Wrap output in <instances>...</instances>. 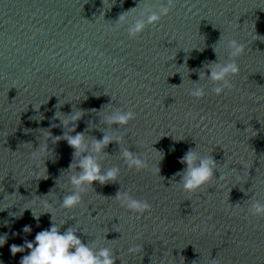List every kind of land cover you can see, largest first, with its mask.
I'll list each match as a JSON object with an SVG mask.
<instances>
[{"label":"clouds","instance_id":"1","mask_svg":"<svg viewBox=\"0 0 264 264\" xmlns=\"http://www.w3.org/2000/svg\"><path fill=\"white\" fill-rule=\"evenodd\" d=\"M104 3V0H103ZM176 7V0H160L159 3L153 4L151 0H142L140 4L131 9H139L136 15L131 18L128 17L127 12L119 15L118 20L115 21L112 31L127 26V35L129 39H136L141 36L149 27L157 26L162 18L168 16ZM257 39L264 41V37L258 36ZM256 39V40H257ZM223 44L227 50V60L221 61L218 53V47ZM216 53V61H207L204 63L203 71H195L199 75V81H191L192 87L188 90V94L196 99H201L207 95L206 85L201 81H207L206 84L211 85V92L215 95L225 93V90L234 88L233 78L239 76L240 65L238 59L245 53V44L239 42L234 38H227L221 34L219 40L212 45ZM203 51L204 49H199ZM186 65V61H185ZM189 71V70H188ZM210 71V75L206 73ZM183 80V79H182ZM109 103L108 105H110ZM62 106V105H60ZM104 106H102V109ZM92 112H97L96 109H91ZM101 111V110H100ZM86 111L72 107L69 114H63L60 111L55 113V119H59L60 125L52 124V127L63 128V134L59 136H51L48 131L47 137L43 139V143L38 148L33 149L30 153L31 158L36 161L37 169L41 161L44 163L46 175L43 179H47V168L45 161L50 159L47 154L50 150L47 147V140L52 139L53 143H58L61 140L74 149L73 160L68 169L64 172L68 173L65 182L68 194L64 195L62 199L58 198L59 208L66 212L72 211L81 207L84 204V197L89 189L95 191L93 183L98 182L101 186L119 182L121 168L119 166L104 167V162L109 156L106 149L112 143L119 145L120 158L129 170L137 172L149 169V162L142 154L130 151L129 148L122 147L125 143L124 136L118 133V129L126 128L130 122L136 120L137 113L131 109L125 110L123 108L111 107L110 110L103 112L102 123L112 128L114 125L118 126L117 131L108 132L103 131L102 139H97L94 136H89L84 132H77V122L82 119ZM75 133V134H73ZM175 140V139H174ZM177 141V140H176ZM29 144V143H27ZM198 145L195 148H189L188 151L180 158L179 163L185 167L176 172L171 178V184H175L185 193L194 194L200 191L207 185H210L214 180H222L224 176L219 171V165L212 153L202 154L198 151ZM156 150V149H155ZM174 151V149H172ZM157 151V150H156ZM162 154L160 161L164 158L162 151H157ZM159 163L156 165L154 171L160 175ZM79 169V171L77 170ZM219 171V179L216 178L215 173ZM161 176V175H160ZM162 177V176H161ZM179 177V180H177ZM4 192V190H3ZM12 195H5L7 199ZM47 196V195H46ZM113 198L119 203L121 208L136 214L138 217L145 213H150L152 205L146 199H138L131 194L130 190H119ZM42 206L45 209H51L53 203L48 200L42 201ZM30 209V208H29ZM32 211V209H31ZM249 212L252 216L264 218V203L255 200L249 206ZM23 213V212H22ZM22 213L20 215H22ZM51 214V226L48 229L41 230L35 234L34 240H25L23 245L15 243L10 245V252L13 256L17 253H25L19 261V264H116L117 260L121 261V257L117 252L110 247L112 240L106 239L107 232L97 235L94 239H90L85 243L78 233L82 228L78 224L69 226L65 230H61L66 224L67 220L57 222L56 217L52 211H44L40 215H36L32 211L33 217L37 223L42 214ZM14 215V214H13ZM23 233L30 234L32 232L31 226H24ZM83 234L89 236L86 230H82ZM18 233H13V236ZM8 234L0 235V247H3L8 241ZM139 238V236L137 237ZM129 255H136L143 251V245L134 244L128 248ZM215 264V259H212ZM0 264H4L0 260Z\"/></svg>","mask_w":264,"mask_h":264}]
</instances>
